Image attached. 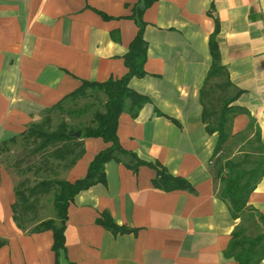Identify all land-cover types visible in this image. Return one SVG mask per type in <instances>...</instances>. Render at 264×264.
Returning a JSON list of instances; mask_svg holds the SVG:
<instances>
[{"label": "crops", "instance_id": "obj_1", "mask_svg": "<svg viewBox=\"0 0 264 264\" xmlns=\"http://www.w3.org/2000/svg\"><path fill=\"white\" fill-rule=\"evenodd\" d=\"M139 1L0 0L4 151L23 141L29 126L41 122L82 80L103 82L126 73L124 56L138 31L133 15ZM142 18L146 75L131 78L129 87L150 101L135 117L122 112L117 128L120 146L134 157L121 154L106 162V182L79 191L69 202L66 254L58 258L51 229L31 232L40 222L34 215L46 212L41 206L54 188L39 194L34 210L16 221L13 205L20 181L0 164V239L5 240L0 264H238L224 251L233 229L241 223L250 228V221L234 219L218 194L217 161L223 159L218 154L232 136L215 154L218 134L208 133L202 120L201 89L213 63L209 40L216 32L225 74L208 81L212 96L215 89L225 99L237 95L230 104L239 109L231 135L241 134L252 120L264 149V0H153ZM77 139L65 145L78 151L79 143L81 156L47 179L84 177L94 156L111 145L101 137ZM56 162L49 160L42 173L51 172ZM148 163H157L186 186H156L157 170ZM34 170L37 180L27 178L29 187L41 180ZM248 204L262 220L250 224L263 231L264 175ZM105 213L127 230L115 233L105 227L99 222ZM49 218L56 219L53 203L43 220Z\"/></svg>", "mask_w": 264, "mask_h": 264}, {"label": "trees", "instance_id": "obj_2", "mask_svg": "<svg viewBox=\"0 0 264 264\" xmlns=\"http://www.w3.org/2000/svg\"><path fill=\"white\" fill-rule=\"evenodd\" d=\"M152 2L153 0H144V4L141 5L139 1L138 5L135 7L133 19L137 24L138 31L130 42L128 51L124 56V65L127 68L126 73L120 77H110L103 82L82 80L81 85L77 89L65 95L47 110V114L42 122L33 123L23 133V141L26 146H31L29 150L30 156H36L41 152L38 164L33 162L34 164H29L24 170L31 171L33 167H35V174H38L42 169L45 171L48 170L50 167L48 164L50 158L66 160L68 156L72 155L69 161L70 165L81 156L83 148L79 143H76L78 151H76L77 149L74 146L71 148L70 146L65 145L67 141H78L76 137L70 135L76 130L82 131L80 138L101 137L104 141L111 142L109 147L99 151L94 156L89 163L86 175L74 182L45 178L37 181L32 187H29L27 185L29 180L25 178L16 186L15 191L17 201L13 205V217L16 221H18L19 215L22 217L28 210L34 208V204L37 202L39 194L44 195L50 193L54 188L53 204L56 210V219L49 218L41 220L31 229V232H40L51 229L54 238L52 250L57 258L61 253L64 255L66 254L64 232L66 229L67 208L69 202L79 191L87 189L95 183L106 182L104 171V165L106 162L111 159H118L121 154L131 158L134 157L132 152H128L120 146L117 137V128L119 117L122 112L127 110L132 117H135L142 106L150 101L147 96L130 88L129 81L133 77L141 78L146 75L144 65L147 59V42L143 36L146 23L143 20L142 15ZM215 35L216 32L211 35L209 40L213 63L207 74V80H205V84L201 89V103L203 105L202 120L206 123L207 132H217L218 134V142L214 151L216 154L223 150L224 143L231 136H235L231 135V125L233 118L235 117V114L239 112V109L230 105L237 95L224 99L220 109L217 110L214 107L211 86L208 85V81L211 78L225 74L224 68L220 64ZM89 90L102 91L106 96L104 103L105 110L96 111L93 114L91 120L92 125H88L85 129L69 128L68 124L63 119L59 122L56 129H48L52 119V112L56 110L63 112L65 110L64 103L67 100L75 101L87 97L89 95ZM252 123L253 121L251 120L249 127L252 126ZM239 134H236V136ZM254 137L258 143V152L264 153V149L261 147L260 134L257 130L254 132ZM11 141L15 142V138ZM50 144H54L55 149L60 150V148H63L69 151L64 154L61 152L60 157H56L54 153L50 155V152L47 151ZM1 147L2 146L0 145V152L5 150ZM218 156H220V154H218ZM217 164L216 177L221 183L218 194L221 199L226 202L232 217L234 219L240 218L242 221L244 215L247 213L248 221L261 222V217L258 216V214L256 215L255 213L250 212L248 201L249 196L254 191L258 181L264 175V154L256 160L250 159V154H244L241 158L218 159ZM148 165L157 170L159 178L154 181L156 186H163L166 189L186 186L184 180L170 177L165 174V171L162 168H159L157 163H148ZM175 181L180 182V185L174 184ZM99 222H102L105 227L110 228L115 233L127 230L125 227L117 225L107 213L102 215ZM247 232V228L242 223L238 224L231 233V238L224 254L227 257L234 258L238 264H257L264 259V230L255 235L248 234ZM3 244H5V240L0 239V247ZM70 264L74 263L70 262Z\"/></svg>", "mask_w": 264, "mask_h": 264}, {"label": "rangeland", "instance_id": "obj_3", "mask_svg": "<svg viewBox=\"0 0 264 264\" xmlns=\"http://www.w3.org/2000/svg\"><path fill=\"white\" fill-rule=\"evenodd\" d=\"M226 95H222L218 93V90L215 89L214 95L212 97L214 102V107L218 110L222 106V101L226 98ZM228 99V98H227ZM106 100V96L102 91L97 90H89V95L87 97H83L80 99H77L75 101L67 100L64 103V111L60 112L58 110L51 113V122L49 125L50 130H54L57 128L59 122L61 120H65L68 124L69 128L74 129H85L88 125H92V118L93 114L96 111H104V103ZM72 113H69V112ZM44 119V118H43ZM43 120H41L42 122ZM77 131V130H76ZM254 129L253 127H247L240 135H235L231 137V139L228 141L226 148L221 153V157L223 159H233V158H241L244 154H250V159L256 160L259 159L261 156V152H258L257 146L258 143L255 140L254 137ZM82 132V131H81ZM82 135V133H81ZM81 137V136H80ZM54 144H50L48 146V152H50V155L52 153L55 154L56 157H60V153L63 152L66 153L69 150L60 148V150L55 149ZM30 148L31 146H26L25 142L19 139V141L15 144H11L9 149L4 151L2 155H0V164H5L7 170L11 173L13 176V179L16 183L21 181L23 178L30 179L31 182L36 181L34 174H32V171H23L26 169L27 165H29L30 161L36 160V158L40 159L41 152L38 155L30 156ZM72 155L68 156L66 160H62L59 158H51L56 162V165H51V169H53L51 172L42 173L43 170L40 171V174L38 179L42 178H55V175L52 172H56V177L60 174V170H64V167H66L67 163L70 161ZM49 159V160H51ZM15 167H19L22 169V171L17 170ZM218 190L221 187L220 181L217 180ZM54 201V191L52 195H49L48 197L44 198L43 204L41 206L46 209V212H40L34 215L33 218H37L41 221L44 217L50 214L52 203ZM54 206V204H53ZM35 208V206H34ZM34 208L32 210H34ZM55 208V207H54ZM41 210V211H43ZM56 211V210H55ZM247 220V216L244 215L243 220ZM31 222L28 221V229H31L32 227ZM247 224V223H246ZM250 228H247L248 234L255 235L261 230L259 229V225L250 224V222L247 224ZM31 227V228H30Z\"/></svg>", "mask_w": 264, "mask_h": 264}, {"label": "water", "instance_id": "obj_4", "mask_svg": "<svg viewBox=\"0 0 264 264\" xmlns=\"http://www.w3.org/2000/svg\"><path fill=\"white\" fill-rule=\"evenodd\" d=\"M140 3H141V5H143L144 4V0H140ZM81 133L82 132L80 130H77V131L72 132L70 135L73 136V137H76V138H80Z\"/></svg>", "mask_w": 264, "mask_h": 264}]
</instances>
